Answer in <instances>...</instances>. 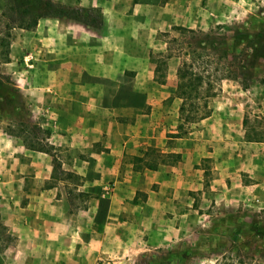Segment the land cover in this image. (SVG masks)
I'll use <instances>...</instances> for the list:
<instances>
[{
  "label": "crops",
  "instance_id": "crops-1",
  "mask_svg": "<svg viewBox=\"0 0 264 264\" xmlns=\"http://www.w3.org/2000/svg\"><path fill=\"white\" fill-rule=\"evenodd\" d=\"M152 2L159 0H138L134 14L127 16L121 7L116 9V0L69 3L99 7L103 17L99 32L52 17L86 27L90 34L82 37L75 30L55 29L60 39L53 46L48 44L53 55L41 64L54 67V75L41 81L39 90H43L36 98L30 95V99L42 102L44 110L51 112L54 143L68 146L70 165L65 168L62 161V167L82 177L77 190L89 194V203L70 209L63 181L52 187L25 190L0 186V223L10 235L3 243L0 237V264H92L100 255L113 264L122 263L158 245H173L171 238L181 235V229L187 230L181 225L176 227V222L186 215L182 214L188 210L186 207L192 206L190 193L200 194L203 207L212 198L223 201V205H235L241 196L253 200L262 194L264 140L244 137V114L250 100L245 90L222 88L212 100L210 113L195 123L194 130L190 126L182 135L172 137L167 133L178 132L175 121L182 99L174 95L176 86L169 83L170 76L161 92L122 85L127 78L125 70L130 68L135 79L152 88L156 63L151 57L163 53V44L156 43L160 41L157 39L153 42L156 47L151 48L138 39L137 47L127 48L125 43L98 39L108 29H116L122 41L133 35L126 29L128 24L120 22L122 16L149 22ZM170 3L179 4L176 9L180 11L174 14L168 8ZM188 3L169 0L159 8L171 13L166 21L184 24L190 12ZM107 9L118 27L107 24ZM48 20L43 23H50ZM148 47L149 60H136L135 51ZM168 97L172 98L164 101ZM47 141L56 146L49 137ZM148 146L157 148L162 157L173 153L180 159L170 162L165 158L166 162H158L155 168L138 169L134 157L142 156ZM206 159L209 169L202 165ZM51 170L52 166L43 178L37 174L36 183L50 179ZM206 170L211 175L204 189ZM243 179L247 181L243 183ZM60 183L64 188L59 187ZM23 194L26 198L21 203Z\"/></svg>",
  "mask_w": 264,
  "mask_h": 264
},
{
  "label": "rangeland",
  "instance_id": "rangeland-1",
  "mask_svg": "<svg viewBox=\"0 0 264 264\" xmlns=\"http://www.w3.org/2000/svg\"><path fill=\"white\" fill-rule=\"evenodd\" d=\"M6 1L0 0V13L4 10ZM36 1L19 0L18 4L24 6L29 2L37 8L39 4ZM53 1H64L62 3L69 5L71 2L78 4L81 0ZM116 1L118 5L116 9L121 7L124 16L134 14L135 3L138 0ZM168 1L152 2L153 8L150 9L148 18L151 20L149 22L147 20L146 23H140L135 18L134 20L124 19L122 16L120 22L124 26L128 24L126 29H130L133 33V35H127L123 41L122 35L117 34L116 29L106 30L105 34L98 39L100 42L111 44L125 43L127 48L137 47L138 39L146 42L149 47L151 45V48L156 47L153 44L154 40L158 39L160 41L155 42L163 44L165 48L163 53L161 55L156 53L151 57L156 59L160 66V69L154 72L152 88L149 87L150 84L135 79V72L130 68L125 70L127 78L121 81L122 85L128 88L156 89L161 92L165 87L166 77L170 76L169 83L176 86L174 95L182 99L184 109L179 110V116L175 121L178 132H168L167 135L172 137L182 135L184 129L187 130L190 126H193L191 130L196 128L195 123L202 118L205 111L211 110L212 100L220 94L222 88L231 91L242 89L236 80L224 77L228 72L226 61L219 56L218 51L210 49L211 46L232 48L238 58L246 56L252 60L254 66L252 69L254 80L248 89H245L250 100L244 114V137L264 140V84L260 81V78L264 77V0H189L188 22L184 21V24L165 20L171 16V13L166 9L162 11L159 7L164 8ZM177 6L179 4L170 3L168 8L175 14L180 11L176 9ZM106 15H108L107 24L119 26L115 24L118 21L112 18L110 9L106 10ZM42 18H49L50 23L44 24L45 19L40 18V23L38 20L34 29L27 30L16 25L9 28L11 32L9 60L0 62V186L2 187L9 186L13 189L22 187L25 190L34 186L42 188L47 182H52L50 179L40 182L41 179H39V183H36L37 174L43 178L51 169V157L45 152L33 150L27 146L22 138L16 135L18 129L15 122L24 117L32 124L47 128L50 135H53L51 137L49 135V140L54 143L55 132L51 131L54 118L51 112L44 110L42 102L31 100L30 95L34 98L38 97L43 90H39V83L54 75V67L41 66V64L53 55V48L48 49V44L53 46L55 40L60 39L55 29L75 30L78 36L82 37H88L87 34H90L86 27L66 20ZM6 23L11 24V19L0 16V34L2 29H7ZM149 47L146 50L135 51L136 60L148 59L151 52ZM28 53L33 55V61H30L31 66H28L24 60V56ZM44 68L48 71L46 72ZM179 71L184 72L185 79L180 80ZM162 80H164L163 83H160L159 81ZM180 82L186 83L183 97L178 96L176 92ZM227 84L229 86H226ZM15 88L18 95L17 103L24 106L21 117L16 112H9L10 106L5 99L15 92ZM171 98L168 97L164 101H169ZM59 134L62 135L63 132ZM54 144L57 146L55 153L61 161H64V167L69 168L68 146ZM202 165L207 169L210 168L207 159L202 160ZM210 175V170H206L204 189L209 184ZM246 181L243 179V183ZM68 183L71 187L72 183L69 181ZM59 187H62L61 183ZM263 191L260 190L262 194H258V198L254 197L253 200H247V196H241V199L235 200L237 202L235 205H231L230 202L223 205L221 203L223 201L215 202L212 198L207 207L205 205L203 207L204 200L200 199V194L190 193L193 198L192 206L188 205V208L185 205L188 210L182 214L186 213V215H182V219L179 217L176 222V227L181 225L182 228L187 227V230L181 229V235L177 234L171 238L173 245H158L151 251L127 257L122 263L117 264H264ZM237 197L240 196L237 195ZM25 198L23 194L21 203ZM184 201H187L186 198ZM86 203H89L88 198L81 200L78 196L74 199L77 207H82ZM167 215L173 217L172 213ZM98 258L113 264L112 260L110 261L106 256L100 255ZM95 262L93 261L92 264Z\"/></svg>",
  "mask_w": 264,
  "mask_h": 264
},
{
  "label": "trees",
  "instance_id": "trees-1",
  "mask_svg": "<svg viewBox=\"0 0 264 264\" xmlns=\"http://www.w3.org/2000/svg\"><path fill=\"white\" fill-rule=\"evenodd\" d=\"M19 0H7L5 8L1 11L0 16H7L8 19H11V24L6 23L5 27L7 29L1 30L0 34V62H7L9 60V47L11 42V32L10 27L16 25L20 28L27 30L34 29L38 23V20L42 17H58L65 18L70 21L80 23L84 26L91 28L94 31H101L103 27V17L102 12L99 7H86L79 5H68L62 2H57L53 0H37L36 3L39 4V7L35 8L32 4L27 2L24 6L18 4ZM212 51H218L219 56H221L224 61H226L227 73L224 77L236 80L242 89H248L251 82L254 80L253 76V65L252 60L246 58V56L239 57L235 54L232 48H215L211 46ZM217 52V53H218ZM161 55V54H158ZM228 57H230L228 59ZM156 63L155 72L160 69L159 63L154 59ZM251 66V68H250ZM180 80L185 79L184 72H178ZM157 80V79H155ZM164 80L159 81L163 83ZM261 83L264 84V77L260 78ZM186 86L185 82H180L177 85L176 92L178 96L183 97L185 91L184 87ZM17 89H14V93L8 98L5 97L8 102L9 112H16L19 116L23 113V105L17 103L18 95ZM21 101H23L21 99ZM183 101L179 107L180 111H183ZM209 110L205 111L202 114V117L209 114ZM21 117V116H20ZM17 124V136L22 138V141L33 150H39L49 154L52 158V170L50 181L45 184V187H52L56 184L57 181H63L66 186L68 202L70 204V209L77 208V205L74 204V199L76 197H81V200L88 198L89 194L83 191H79L78 186L82 184V177L77 173L66 170L62 167V161L59 156L55 153L57 146L50 144L47 139L50 135V131L47 128H42L40 125L32 124L29 120L24 117L18 119ZM247 140H254L253 138H247ZM258 140V139H257ZM163 154L152 146H148L144 150L142 156H135L134 162L138 169L143 167L155 168L157 163L162 161L174 162L180 159L179 154L168 153L162 157ZM158 158H161L158 160ZM68 181L72 183V186H68ZM84 206V205H83ZM74 207V208H73ZM0 237L1 242H7L10 239V235L6 232V228L0 223ZM2 247L0 246V249Z\"/></svg>",
  "mask_w": 264,
  "mask_h": 264
},
{
  "label": "built area",
  "instance_id": "built-area-1",
  "mask_svg": "<svg viewBox=\"0 0 264 264\" xmlns=\"http://www.w3.org/2000/svg\"><path fill=\"white\" fill-rule=\"evenodd\" d=\"M24 60L28 66H31L32 63L30 61H33V55L32 53H28L24 56ZM95 264H108V262H105L104 260L98 258L95 262Z\"/></svg>",
  "mask_w": 264,
  "mask_h": 264
}]
</instances>
